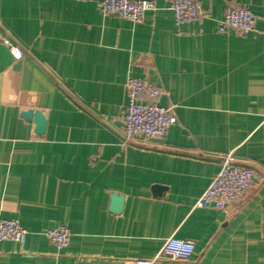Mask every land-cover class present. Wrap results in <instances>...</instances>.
<instances>
[{
  "label": "crops",
  "instance_id": "0c3cea01",
  "mask_svg": "<svg viewBox=\"0 0 264 264\" xmlns=\"http://www.w3.org/2000/svg\"><path fill=\"white\" fill-rule=\"evenodd\" d=\"M98 1L0 0V219L27 232L0 241V264H132L171 236L193 254L156 264H264V0H199L206 18L179 26L171 0H149L141 23ZM236 5L255 32H218ZM129 78L158 86L175 117L158 145L123 138ZM228 154L258 180L227 212L193 208ZM59 225L61 251L43 235Z\"/></svg>",
  "mask_w": 264,
  "mask_h": 264
},
{
  "label": "built area",
  "instance_id": "2783aa9c",
  "mask_svg": "<svg viewBox=\"0 0 264 264\" xmlns=\"http://www.w3.org/2000/svg\"><path fill=\"white\" fill-rule=\"evenodd\" d=\"M97 8L104 16H114L131 23H141L148 11L155 10L149 0H100ZM169 10L172 12L176 26L202 22L205 18L199 0H171ZM218 32L232 30L245 36L255 32L254 15L240 5L226 6L222 18L218 21ZM264 34V27L259 31ZM15 58L22 53L11 49ZM126 106L121 114L122 133L125 141L143 139L158 145L162 143L169 127L175 122L170 110L158 104L161 90L154 83L137 78H129L125 83ZM259 174L254 165L237 162L231 154L226 155L216 175L196 200L193 208L213 209L227 212L239 201L244 193L258 180ZM27 232L16 220L0 219V241L22 243ZM47 241L58 251L65 249L70 240V232L64 226L46 229L43 233ZM195 245L190 240L168 237L157 251L148 259H135L132 264H156L159 261L188 260L194 252Z\"/></svg>",
  "mask_w": 264,
  "mask_h": 264
},
{
  "label": "water",
  "instance_id": "95a60500",
  "mask_svg": "<svg viewBox=\"0 0 264 264\" xmlns=\"http://www.w3.org/2000/svg\"><path fill=\"white\" fill-rule=\"evenodd\" d=\"M20 116L23 120L33 123L34 132L37 135H43L46 129V119L42 112L38 110H24L20 113ZM123 204V197L117 193H111L110 195V206L109 210L112 213H120Z\"/></svg>",
  "mask_w": 264,
  "mask_h": 264
}]
</instances>
